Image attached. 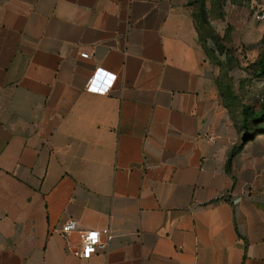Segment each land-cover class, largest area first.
Here are the masks:
<instances>
[{"label":"crops","instance_id":"crops-1","mask_svg":"<svg viewBox=\"0 0 264 264\" xmlns=\"http://www.w3.org/2000/svg\"><path fill=\"white\" fill-rule=\"evenodd\" d=\"M261 9L0 0V264H264V126L230 82ZM68 218L106 249L80 258Z\"/></svg>","mask_w":264,"mask_h":264},{"label":"built area","instance_id":"built-area-1","mask_svg":"<svg viewBox=\"0 0 264 264\" xmlns=\"http://www.w3.org/2000/svg\"><path fill=\"white\" fill-rule=\"evenodd\" d=\"M256 20L264 19V10L261 9L255 14ZM89 54L81 53L82 57H88ZM94 75H91L87 81L86 86L92 82ZM57 231L65 236L72 233H77L79 237V249L77 255L80 258H91L95 253L105 250L109 241L112 238V234L109 228H101L98 230L82 229L78 226V223L73 218H68L57 228Z\"/></svg>","mask_w":264,"mask_h":264},{"label":"rangeland","instance_id":"rangeland-1","mask_svg":"<svg viewBox=\"0 0 264 264\" xmlns=\"http://www.w3.org/2000/svg\"><path fill=\"white\" fill-rule=\"evenodd\" d=\"M245 57L242 59V63L231 62V66H239L238 68L242 72H238L235 77L231 78V86L239 89L240 91V101L248 105H258L257 102L264 98V80H259V76L255 73V65L251 63L250 60L244 61ZM222 75L223 82L227 83L225 79V73ZM240 74H244L243 77H238Z\"/></svg>","mask_w":264,"mask_h":264},{"label":"trees","instance_id":"trees-1","mask_svg":"<svg viewBox=\"0 0 264 264\" xmlns=\"http://www.w3.org/2000/svg\"><path fill=\"white\" fill-rule=\"evenodd\" d=\"M256 74L264 75V52L260 58L254 62ZM258 106V107H257ZM243 105L242 106V128L244 130L245 138L249 139L259 128L264 126V100L259 105Z\"/></svg>","mask_w":264,"mask_h":264}]
</instances>
